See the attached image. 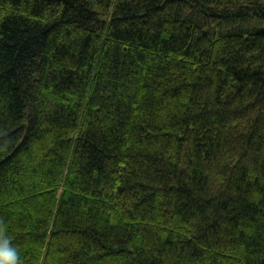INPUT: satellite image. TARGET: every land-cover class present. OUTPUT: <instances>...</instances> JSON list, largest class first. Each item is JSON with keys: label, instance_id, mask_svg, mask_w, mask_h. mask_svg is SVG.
<instances>
[{"label": "trees", "instance_id": "obj_1", "mask_svg": "<svg viewBox=\"0 0 264 264\" xmlns=\"http://www.w3.org/2000/svg\"><path fill=\"white\" fill-rule=\"evenodd\" d=\"M0 221L24 264H264V0H0Z\"/></svg>", "mask_w": 264, "mask_h": 264}, {"label": "clouds", "instance_id": "obj_2", "mask_svg": "<svg viewBox=\"0 0 264 264\" xmlns=\"http://www.w3.org/2000/svg\"><path fill=\"white\" fill-rule=\"evenodd\" d=\"M0 264H24L20 251L12 242L3 221H0Z\"/></svg>", "mask_w": 264, "mask_h": 264}]
</instances>
